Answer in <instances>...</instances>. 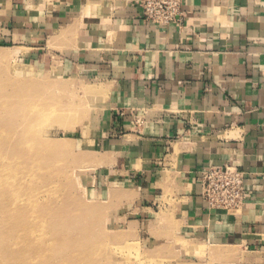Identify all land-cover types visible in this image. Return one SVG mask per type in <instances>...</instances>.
Wrapping results in <instances>:
<instances>
[{
    "label": "crops",
    "instance_id": "1",
    "mask_svg": "<svg viewBox=\"0 0 264 264\" xmlns=\"http://www.w3.org/2000/svg\"><path fill=\"white\" fill-rule=\"evenodd\" d=\"M139 2L0 0V40L104 90L86 140L129 224L170 202L198 240L264 248V0H180L165 26ZM224 164L249 194L236 213L199 197V172Z\"/></svg>",
    "mask_w": 264,
    "mask_h": 264
},
{
    "label": "rangeland",
    "instance_id": "2",
    "mask_svg": "<svg viewBox=\"0 0 264 264\" xmlns=\"http://www.w3.org/2000/svg\"><path fill=\"white\" fill-rule=\"evenodd\" d=\"M40 8L24 11L40 17ZM15 42L0 40V187L10 191L30 181L46 216L32 228L44 236L14 228L9 247L21 245L43 264H264V248L194 238L170 202L146 223L129 224L123 197L93 165L95 151L86 140L99 121L104 90L58 64L42 65L33 50ZM12 164L28 170L5 171ZM27 193L12 191L1 206L24 205ZM7 220L0 214L1 222ZM0 229L11 235L7 226ZM2 259L26 263L14 255Z\"/></svg>",
    "mask_w": 264,
    "mask_h": 264
},
{
    "label": "built area",
    "instance_id": "3",
    "mask_svg": "<svg viewBox=\"0 0 264 264\" xmlns=\"http://www.w3.org/2000/svg\"><path fill=\"white\" fill-rule=\"evenodd\" d=\"M143 21L165 26L180 18V0H140ZM200 199L209 210L239 212L249 198L244 174L231 164L208 166L198 176Z\"/></svg>",
    "mask_w": 264,
    "mask_h": 264
},
{
    "label": "bare ground",
    "instance_id": "4",
    "mask_svg": "<svg viewBox=\"0 0 264 264\" xmlns=\"http://www.w3.org/2000/svg\"><path fill=\"white\" fill-rule=\"evenodd\" d=\"M21 168L23 169L22 171L19 172H25L28 170L24 167V165H18L16 166L15 164H12V167L6 169L5 171L7 172H14V170ZM1 186V185H0ZM5 187H0V214H2V218H7L8 220L6 222H1L0 221V226L3 227V225L7 226L9 230L11 231V235H6L2 229H0V264H2L3 259H8L9 257H12L14 255L15 260L19 263H24L25 264H43L42 257H38L35 261L31 256L26 255V252L23 250L21 245H16L14 247H9V239H11L14 235L13 229L14 228H24V231H30L37 233V237L40 238V236H44V232L41 230H38V232L34 231L32 228L35 227L33 224L37 225H43L44 219L46 214L44 213L43 210H45L44 205L42 204L43 200H38V197L34 198L33 197V192H32V185L30 181H27V183H21V185H18V188H15L10 191L3 190ZM23 189V191L28 190V193L26 194V202L24 205L20 204L18 201L17 203L14 202L11 204V210L7 211L5 207L1 206V202L3 200H6L8 197H10L11 192L14 190L19 191ZM6 211L8 214H6ZM18 214H21L19 216ZM24 214V216H22ZM43 228V227H42ZM44 229V228H43ZM24 234H22L23 236ZM9 237V238H8ZM16 236L15 238H17ZM21 237V236H20ZM25 237V236H24ZM25 258L24 260L22 259ZM32 258V259H30ZM57 261H60V259H57ZM66 261V259H64Z\"/></svg>",
    "mask_w": 264,
    "mask_h": 264
}]
</instances>
